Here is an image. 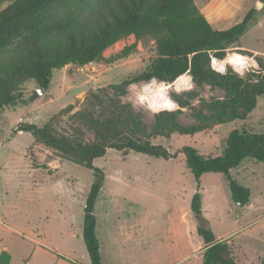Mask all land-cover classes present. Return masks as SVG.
<instances>
[{"label": "rangeland", "instance_id": "obj_1", "mask_svg": "<svg viewBox=\"0 0 264 264\" xmlns=\"http://www.w3.org/2000/svg\"><path fill=\"white\" fill-rule=\"evenodd\" d=\"M11 1L0 0V11ZM116 2L64 0L49 14L51 19L72 20L73 27L87 32L100 15L116 9ZM194 4L218 30L255 10L244 34L226 45L224 58L211 67L229 79L228 88L214 82L196 84L190 75L191 87L180 91L173 86L175 80H132L120 87L141 75L155 57L154 35L138 39L131 35L107 48L99 61L53 70L47 90L33 80L25 82L22 102L2 109L0 264H90L82 223L92 172L63 160L28 133H13L20 121L42 127L71 107L60 115L57 130L67 136L77 128L84 142L95 143V134L71 117L86 108L91 93H99L132 120L129 127L171 153L188 145L204 156H216L233 129L264 133V3L194 0ZM27 52L24 40L16 37L0 50V67ZM231 55L244 58V63L236 68L228 61ZM153 83L165 85V90L146 94L144 87ZM94 166L105 176L95 205L103 264H201L205 245L190 212L197 184L182 154L165 161L108 150ZM230 176L250 190L249 202L239 207L231 199L226 176L206 173L199 180L203 215L216 240L228 244L236 264H264V166L246 158Z\"/></svg>", "mask_w": 264, "mask_h": 264}, {"label": "trees", "instance_id": "obj_2", "mask_svg": "<svg viewBox=\"0 0 264 264\" xmlns=\"http://www.w3.org/2000/svg\"><path fill=\"white\" fill-rule=\"evenodd\" d=\"M63 1L12 0L0 11V50L16 37H21L28 48L23 56L0 67V112L22 102L21 87L25 82L33 80L42 90H47L53 70L99 61L107 48L131 35L137 39L154 35L155 57L141 75L124 81L120 87L128 86L132 80L156 79L170 83L189 74L196 84L214 82L228 88L229 79L216 75L212 68L224 58L226 45L238 41L244 34L255 13L250 9L241 21L218 30L198 10L194 0H117L116 9H110L108 15H100L92 28L84 32L73 27L72 20L51 19L50 11ZM259 1L264 3V0ZM212 57L218 60H213L211 68ZM93 107L105 109L107 114L101 115ZM70 109L61 110L42 127L20 121L13 133H28L34 141L57 152L63 160L92 172L94 180L85 198L82 223V238L90 264H103L96 233L95 205L105 176L94 166V161L104 157L108 150L129 151L165 161L175 160L182 154L185 167L197 184V191L191 197L190 212L196 234L205 245L201 264H236L228 244L216 240L203 215L199 180L206 173L225 175L232 201L239 207L245 206L250 199V190L232 179L230 171L246 158L264 166V133L233 129L225 140L224 150L216 156H204L188 145L171 153L129 127L132 120L106 96L91 93L86 108L71 117L79 127L95 134L97 141L88 144L81 139L77 128L67 136L57 130L60 115L69 113Z\"/></svg>", "mask_w": 264, "mask_h": 264}, {"label": "bare ground", "instance_id": "obj_3", "mask_svg": "<svg viewBox=\"0 0 264 264\" xmlns=\"http://www.w3.org/2000/svg\"><path fill=\"white\" fill-rule=\"evenodd\" d=\"M228 61L233 64L236 68H239V66H241L245 59L237 56V55H231L228 58ZM189 74H185L181 77H179L178 79L175 80V82L173 83V86L176 90H185V89H189L191 87V78L188 76ZM165 90V85L163 84H156L153 83L149 86L144 87V92L146 94H155V93H159L161 91ZM169 99V98H168ZM168 109V108H167Z\"/></svg>", "mask_w": 264, "mask_h": 264}, {"label": "water", "instance_id": "obj_4", "mask_svg": "<svg viewBox=\"0 0 264 264\" xmlns=\"http://www.w3.org/2000/svg\"><path fill=\"white\" fill-rule=\"evenodd\" d=\"M38 95H39V96H42V90H39V91H38Z\"/></svg>", "mask_w": 264, "mask_h": 264}, {"label": "built area", "instance_id": "obj_5", "mask_svg": "<svg viewBox=\"0 0 264 264\" xmlns=\"http://www.w3.org/2000/svg\"><path fill=\"white\" fill-rule=\"evenodd\" d=\"M211 59H212V60H211V67H212V62H213L214 59H213V58H211ZM215 60H217V59H215Z\"/></svg>", "mask_w": 264, "mask_h": 264}]
</instances>
